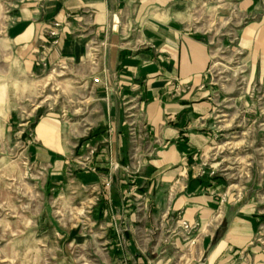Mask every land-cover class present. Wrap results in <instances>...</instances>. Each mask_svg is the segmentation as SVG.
Here are the masks:
<instances>
[{
	"label": "crops",
	"instance_id": "1",
	"mask_svg": "<svg viewBox=\"0 0 264 264\" xmlns=\"http://www.w3.org/2000/svg\"><path fill=\"white\" fill-rule=\"evenodd\" d=\"M204 4L214 22L229 24L221 41L197 27ZM14 8L4 36L28 74L92 62L82 75L91 103L83 131L67 133L65 116L46 112L25 144L55 182L76 159L88 166L75 170L76 184L100 190L99 219L119 222L106 225L110 244L122 237L109 245L111 264H264L256 184L231 190L212 159L224 129L211 81L213 43L226 42L264 101V0H19ZM126 104L144 131L135 154ZM142 219L156 236L144 251L135 240Z\"/></svg>",
	"mask_w": 264,
	"mask_h": 264
},
{
	"label": "rangeland",
	"instance_id": "2",
	"mask_svg": "<svg viewBox=\"0 0 264 264\" xmlns=\"http://www.w3.org/2000/svg\"><path fill=\"white\" fill-rule=\"evenodd\" d=\"M18 1L0 0V264H111L117 251L109 245L118 248L122 237L116 236L110 244L106 225L119 228V222L99 219L96 193L100 190L76 184L75 170L87 171L88 166L82 160L77 164L76 159L75 166L68 164L63 178L55 182L54 175L31 162L25 144L33 122L46 112L64 115L67 133L73 128L83 131L80 121L91 103L82 75L92 62L88 59L82 67L66 62L42 76L28 74L4 36ZM202 7L198 29L206 33L215 30L221 41L223 30L230 31L229 24L214 22L213 10L205 4ZM213 44L215 118L224 130L218 132L222 135L212 159L231 190L240 191L248 181L256 184V206L264 215L262 94L248 88L246 67L227 43ZM131 163H137L133 155ZM137 223L146 226L145 232L135 236L137 248L144 251L145 244L156 236L151 235L150 220ZM125 225L129 227L130 222ZM160 225L153 222V231ZM258 240L264 246V222Z\"/></svg>",
	"mask_w": 264,
	"mask_h": 264
},
{
	"label": "built area",
	"instance_id": "3",
	"mask_svg": "<svg viewBox=\"0 0 264 264\" xmlns=\"http://www.w3.org/2000/svg\"><path fill=\"white\" fill-rule=\"evenodd\" d=\"M93 82L97 83L98 80L93 79ZM135 118H136V113L134 111V107H130L128 104H126V108L124 109V121H125L124 125H126L128 130V137L132 145L133 154H135L136 152L135 149H136L137 140L140 139V137H142L144 134L143 129L142 128L140 129L138 127L140 124L135 121ZM133 157H135V155H133ZM106 186H108V184H106ZM184 227L187 228L186 226Z\"/></svg>",
	"mask_w": 264,
	"mask_h": 264
}]
</instances>
